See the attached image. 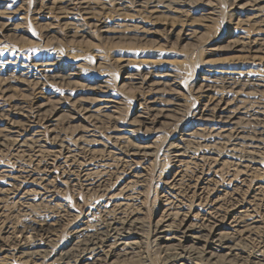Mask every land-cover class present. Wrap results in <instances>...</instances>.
Returning a JSON list of instances; mask_svg holds the SVG:
<instances>
[{"label":"rangeland","instance_id":"rangeland-1","mask_svg":"<svg viewBox=\"0 0 264 264\" xmlns=\"http://www.w3.org/2000/svg\"><path fill=\"white\" fill-rule=\"evenodd\" d=\"M219 1L216 6L220 14L211 23L203 21L204 12L194 10L186 12L185 16L189 19L187 23L174 21L162 22V25L138 24L144 28L145 40L134 37L129 39L128 32L118 26L133 24L134 20L133 23L123 21L113 12L111 16L103 17L100 21L101 27L105 26L110 32L121 33L96 41L94 37L88 36L83 39H69L60 27L51 29L55 24L51 20L37 22L31 14L36 10L35 0H28L24 11L28 16L20 26L23 31L11 34L13 37H0V79L35 69L39 74L46 75L50 64H55L57 72L61 70L64 74L77 73L80 77L70 81L69 86L46 83L44 87L42 84L38 88L36 85L26 87L13 83L11 89L3 93L8 100L3 104L7 109L8 103H18L21 99L29 106H56L57 121L48 128L52 133L45 135L41 144L48 146L54 141L61 143L69 150V155L74 157L66 162L65 159L51 162L42 157L35 160L22 158L18 150L12 147V142L0 140V249L5 246L4 239L15 233L13 227L20 231L17 236L25 231L24 236L31 238L29 240L62 247L64 240L69 239V234L80 224L104 221L103 212L105 208L111 207V197L125 204L119 218L127 221L138 220L137 229L139 228L138 233L141 236L138 244L134 246L133 255L115 256L105 262L107 264H115L121 259L125 260V264H164L163 257L159 255L160 250L154 245L156 242L153 229L159 223L171 226H176L177 221L179 225L181 222L187 225L193 223L195 226L202 224L205 231L206 226L209 228L211 223H216L220 224L219 233L223 237L233 239L227 224L232 220L243 221L250 233L249 240L236 241L243 260L252 256L255 246L264 244V166L245 167L243 173H238L242 168L230 167L231 162L227 158L217 162L207 160L208 165H204L205 167L196 160L210 146V130L205 125L196 126L192 120L197 116L196 111L207 103L208 97L212 102L216 100L214 104L221 100V103L230 102L231 109L239 107L241 111L244 108L248 110L245 115H240L242 134H238L231 127L229 133L232 138H236L235 141L231 139V142L238 144L236 149L240 154L256 152L250 156L264 155V121L256 122L259 123L256 126L248 123L250 119L257 117L264 120V88L249 86L250 88L246 87L249 90L243 94L241 87L233 88L234 92H238L236 97H239L240 102L232 101L234 92L230 94L231 89H214L215 86L226 87L222 71H237L238 74L246 73V76L250 74L264 79V53L243 58L230 50L231 42L236 37L248 35L249 39L256 38L257 28L249 30L246 27L248 30L234 31L236 21L234 22L229 9L231 0ZM10 4L15 6L18 2ZM177 24L184 26V31L195 34V39L181 40L180 33L170 34L174 31L173 26ZM183 30L181 27L178 29L180 32ZM33 64L41 66L26 69ZM150 71L157 75L173 73L177 84L168 83L166 87H157L160 92L154 93L152 89L155 88L149 82L146 85L142 80H137L132 81L131 85L125 80L136 73L145 78ZM238 74L235 76H239ZM155 80L153 78L151 81L154 83ZM29 81L38 82L33 78ZM100 90L118 102L115 109H110L105 117L102 114H91L93 120L86 118L90 114L79 117L77 109L90 106L84 103L79 106L80 101H93L102 95L97 93ZM153 98L158 99V105L163 109L172 110L168 113L169 118L158 119L160 122L157 120L153 123L142 120L143 124L137 126L141 121L138 112H142V105L150 106L148 102ZM21 106L19 104L17 107ZM125 128L130 132L124 136L125 139L115 135L114 131ZM183 133L192 134L194 139L184 137L187 141L178 143L177 137ZM95 139L97 143L86 142ZM221 142L227 144L226 140ZM169 143L184 146V151L191 153L187 154L189 158L184 159V164L173 166L169 156L163 155L166 144ZM110 144L112 150L106 148ZM223 144L215 145L217 152L226 151L227 146ZM249 145L259 146L258 149H251L246 147ZM135 146H152L154 157L142 159L130 156ZM126 152L130 154L127 155ZM159 153L161 155L158 157ZM83 174H86L89 187L80 182L79 176ZM247 213L251 215L248 216ZM40 223L50 226L42 227ZM173 243L178 245L177 242ZM5 254H0L1 263L10 261V257Z\"/></svg>","mask_w":264,"mask_h":264},{"label":"bare ground","instance_id":"bare-ground-1","mask_svg":"<svg viewBox=\"0 0 264 264\" xmlns=\"http://www.w3.org/2000/svg\"><path fill=\"white\" fill-rule=\"evenodd\" d=\"M14 1L18 2V5L14 4L15 6H11L10 2H14ZM218 1L219 0H35L34 5L36 6V10L34 9L33 13L31 14L35 16L34 20H36L37 22H42L43 20H51L53 23H55L51 29H54L55 26L60 27L61 30L64 31L65 35L69 37V39H80V38L83 39L88 36L89 38L94 37V39H96L97 41L100 38L104 39L109 36L113 37L112 35L121 33V31L110 32V30L105 26L101 27L100 21L103 19V17L111 16L112 13L114 12L115 15L118 16L117 18H122L123 21L126 20L132 22L134 20L135 24L132 22L133 24L130 25H123V26L117 25L118 27L123 28L124 32H128V34L130 35L129 39H132L134 37L139 40H145L146 36L144 34V28L143 26L138 24L158 23L156 25H162V22L168 23L174 21L187 23L189 22V19L187 18V16H185L186 12L194 11V10L195 11L200 10L204 12L205 17L203 21L205 23H211V21H213V19L215 17H218V15L220 14L216 6ZM27 2L28 0H0V37H2V39H5L6 37L9 36L13 37L14 35L11 34L16 33V31L17 32L23 31L21 30L22 28L20 26L22 25L21 22L25 21L28 16L24 13ZM229 9L232 11L231 16L234 18L233 19L234 22L236 21L235 22L236 28H234V31L242 30V29L248 30L249 28H254V27L257 28L256 38L249 39L248 35L236 37L231 42L230 50L235 54H239L243 58H248L249 56L255 54L264 53V0H231ZM180 27L181 30H183L184 26H180L178 24L174 25L173 26L174 31L173 29H171L173 33L171 32L170 34L179 35L180 33L181 40L195 39V34L189 33L191 31H184V30L182 32L178 31ZM39 66L41 65L33 64L32 66H29L26 69L29 70L31 67H39ZM49 66H50V70H47L46 75L39 74L40 72L36 71L35 69L32 71H27L28 73L17 72V75H12V76L10 75L6 79H2V78L0 79V140L12 142L13 144L12 147L16 148L15 150H18V153L21 154L22 158L27 157L35 160L37 158L42 157L51 162L54 161L57 162L65 159L66 162L67 159L69 158L71 159V157L74 156L69 155V150H67L66 147L63 146L61 143H57L54 141L48 146L41 144L44 141L43 138L46 137L45 135L52 133V130H48V128L51 126L52 123L57 121L58 112L56 111L58 109H56V106L48 107L47 104L45 105L41 104L37 106L36 104H33L35 106L33 105L29 106L24 100L21 99L19 100L18 103H13V102L8 103L7 109L5 107V104H3L5 102H8V100L4 98L3 93H5L8 89L10 90L11 89L10 87L13 83L26 87L29 85L30 86L36 85V87L39 86L40 88L42 84L44 87L46 83H51L53 85L62 84V86L63 85L69 86L71 85L70 81H75L80 77L78 76L77 73L64 74L65 72L63 73L61 72V70L60 72H57L58 68L55 67V64H50ZM36 72L38 74L35 75L34 73ZM222 72H223L222 75H224V79H225L224 84H226L225 85L226 87L223 88V87L215 86L214 89L216 88L224 89V90L226 88L231 89L230 94H232L235 90V89L232 90L233 88L241 87L240 91H242L241 94H243L244 91L248 89V88L246 89V87L249 86H255L256 88H264V79L261 78L260 76H252L250 74L249 76H246L245 75L246 73L238 74L237 71H222ZM147 74L148 75L145 78H141L140 74L136 73L128 76V78H125V80L129 81L128 84L131 85H132V81H137V80H142V82H144L146 85L149 82L150 85H152L153 88H155L152 89L154 93L160 92L157 87L160 86L166 87L168 83H170V85L177 84L175 75H173V73L157 75V74H153L150 71L147 72ZM236 74H238L239 76H235ZM31 78L37 80L38 82L29 81ZM153 78H156L154 83L151 81ZM239 79L241 80L237 82ZM39 82L41 84H39ZM99 92L102 93V95L98 96L93 101H88V102L80 101L81 103H79V106H81V104L83 103L88 105L90 104V106L80 107V109H77V114L79 115V117L90 114L86 116V118L87 117L92 118L93 120L94 118L92 117L91 114H95V115L102 114L105 117L106 113L110 112V109H115V106H117L118 102L114 100L112 97L107 96V94H105V91L101 92L100 90L97 93ZM232 95L234 96L232 98V101L240 102L238 100L239 97H236L238 96V92H234ZM216 96L217 94H215V97ZM198 98L199 97H197V100ZM206 101L207 103L203 105V108L196 111L197 116L192 120V122L196 123V126H200V127H203L205 125L204 127L210 130L209 131L210 134L208 135L210 146H208L207 149L203 150V152L201 151L202 156L196 160L200 162L203 166L204 165L207 166L208 165L207 160L217 162V161H221L223 158H227L228 160H230L229 162H231L230 167L233 166L236 169L238 167L242 168L240 169V171H238V173H243L244 171L242 172V170L245 169V167L252 168L257 166H264V155L263 157L250 156L252 155V153H256V152H252V153L248 152L247 155L240 154L236 149L238 144H236L235 142L234 143L231 142V139H234L233 141H235L236 139L235 137L232 138V136L230 135L231 133H229L231 127H234V130L238 131V134H240L241 133L240 130L242 128L240 115H245L246 112H248V110L244 108L243 109L244 111H241L242 109L239 107L236 109L234 108L231 109V104H229L230 102L225 103V101H223L221 103V100H219L216 104H214L213 102H215L216 100L212 102L210 101L209 97ZM148 103H150L151 105L147 107H144L142 105V112H138L141 115L138 116L141 119V121L137 124V126L138 125L141 126V124H143L141 123L142 120L153 123L156 122L158 119L167 120V118H169L168 113L171 112L172 110H167V108L163 109V107L158 105L157 98H153L151 102ZM19 104L20 106L23 104H27V105L17 107ZM46 107H48V109H46ZM176 110L178 109L176 108ZM147 117L149 118L147 119ZM263 121H264L263 119L257 117L256 119H250L248 123L249 124L252 123L254 126H256L257 124L259 125V123L256 122H263ZM131 125H129V127H131ZM45 129H47V131ZM115 132L118 134H116ZM114 133L115 135H120L121 138L123 137V139H125L124 136H127L130 132L125 128L121 131L116 130L114 131ZM185 134L183 133V135L177 137L178 143L187 141L185 138L190 137L191 139H194L192 138V134L190 135H187V133ZM150 136L151 133H149L148 137ZM111 138L119 139L118 137L116 138L111 137ZM223 140H226L227 143L226 145L223 144V142H221ZM86 142L97 143V140L96 139L88 140ZM222 144L227 146L226 151L217 152V147L215 145L220 146ZM111 145L112 144H110V146L107 147L104 146V147L112 150L113 148ZM258 146L249 145L246 147H249L251 149L252 148L258 149ZM183 147H180L177 144L175 145L174 143L171 144L169 143V145L166 144L165 150L163 152L165 154L163 155L169 156L167 157L170 159L173 166H176V164L182 165L185 163L184 159L189 158L187 154L189 155L191 154L184 151ZM56 148H59V150L57 151ZM129 154L127 153V155ZM132 155L135 158L140 157L142 159L143 158L149 159V157L153 156L152 146H137V147L135 146L132 148V154H130V156ZM160 155L161 154L159 153L158 157ZM215 157L217 158V160H215ZM113 160L114 159H112V161ZM67 162L69 163L70 161ZM72 163L74 164V161ZM132 165H130L129 167H131ZM103 166L106 165L104 164ZM108 166L110 167V165ZM117 166L119 167V165ZM117 166L115 167L117 168ZM85 175L86 174L79 176L80 182H84L83 186L89 187L90 184L87 183L88 180L85 177ZM136 176L137 175H135V177ZM110 199L112 200L111 207L105 208L103 212L104 213L103 215H105V217H102L104 218V221H100V222L96 221L97 223L87 224V225L80 224L78 227H76L73 230L74 232L72 233L70 232L71 233L69 234L70 238L64 240L65 242L64 244H62L63 245L62 247L54 246V244L52 246V244L50 245V243H46V242L41 244L36 241L29 240L31 238L28 239L27 237L24 236V234H26L25 231H21L20 233L21 236H17V234H19L20 231H17V229L15 230V228L13 227L12 230L14 229L15 233L12 235L10 234V237L4 239L5 246L3 249H0V254L6 253L5 255L10 257L9 259L10 261L3 263L0 262V264H26L28 262L29 264H107L105 262L109 261L111 258L115 256L119 255L122 257L125 256L128 257L133 255L132 251L134 250V246L138 244L139 237L141 236L138 233L139 228L137 229L138 220L127 221L125 219L126 220L125 221L123 218H119V214H121L122 211L121 209L124 208L125 204L119 200H114L115 198L111 197ZM249 215L251 214H248V216ZM244 217L246 219V216ZM178 222L179 221H177L176 226H171L169 224L164 225L159 223L156 224L153 229L154 241L156 242V244L154 245L157 246L158 248L157 250H160L159 255L163 257L164 264H264V244L255 246L252 256L248 257L247 259L243 260V258L239 255V249H238L239 246L237 245L236 241L237 240L247 241L250 239L249 230L247 229V226H244L243 221L232 220L230 223L227 224L229 225V230L231 231V233L229 232L230 236L232 235L233 239L229 237H223V235L220 234L221 232L219 233L220 224L211 223L212 225H210L209 228L206 226L207 230L205 231L204 230L205 227L203 228L204 225L202 226V224H201L202 227L195 226L193 225V223L189 225H187L186 223L182 224L181 219H180L181 225H179L180 223L178 224ZM40 224L42 227L50 226L47 223L45 224L40 223ZM8 226L10 227V225ZM252 233L254 234V232ZM173 242H177L178 245ZM124 261L125 260L121 259L117 261L115 264H125ZM112 263H114V261Z\"/></svg>","mask_w":264,"mask_h":264}]
</instances>
